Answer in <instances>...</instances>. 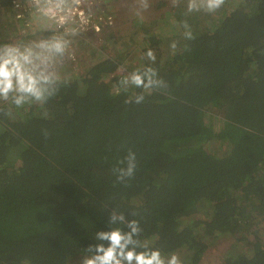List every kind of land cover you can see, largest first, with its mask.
<instances>
[{
  "label": "trees",
  "instance_id": "trees-1",
  "mask_svg": "<svg viewBox=\"0 0 264 264\" xmlns=\"http://www.w3.org/2000/svg\"><path fill=\"white\" fill-rule=\"evenodd\" d=\"M165 14L180 40L155 65L166 90L126 104L140 90L117 95L121 74L106 78L119 61L106 58L61 88L47 118L33 108L0 122V264H75L111 208L184 264H201L209 238L222 236L253 249L221 264H264V0L187 17L191 41L175 23L183 7ZM129 150L135 175L118 183L113 168Z\"/></svg>",
  "mask_w": 264,
  "mask_h": 264
},
{
  "label": "clouds",
  "instance_id": "clouds-1",
  "mask_svg": "<svg viewBox=\"0 0 264 264\" xmlns=\"http://www.w3.org/2000/svg\"><path fill=\"white\" fill-rule=\"evenodd\" d=\"M229 0H169L172 8L183 6L184 19L175 21L184 40L195 39L187 17L208 16L220 12ZM15 7H24L36 25L32 35L0 39V122H14L21 112L39 109L47 118V105L71 82L68 67L75 60L78 38L91 21L92 13L81 10L84 0H13ZM127 7L143 22V14L151 7L150 0H128ZM99 31V28H96ZM180 40L173 39L168 48L176 55ZM187 50V46H185ZM145 63L121 73L113 85L117 95L130 89L140 91L125 100L126 104H143L146 96L166 90L167 81L160 75L156 50L147 47L141 53ZM47 138V131L44 133ZM119 165L113 168L118 183H126L135 175L136 154L129 150ZM131 217L135 213L129 214ZM140 221L126 218L124 212L111 208L107 230L95 233L94 243L84 248L79 264H184L176 251L165 252L150 245L142 237ZM27 264V262H25Z\"/></svg>",
  "mask_w": 264,
  "mask_h": 264
},
{
  "label": "rangeland",
  "instance_id": "rangeland-1",
  "mask_svg": "<svg viewBox=\"0 0 264 264\" xmlns=\"http://www.w3.org/2000/svg\"><path fill=\"white\" fill-rule=\"evenodd\" d=\"M236 0H229V3L218 13L207 18H215L227 13ZM22 3V0H20ZM92 3L95 15L91 19L93 25H100L99 32L83 31L78 38L75 48V60L68 67L71 78L82 74L96 62L103 61L106 58H112L119 61L120 65H126L128 70L141 67L145 61L142 58V51L147 47L156 50L157 63H164L172 55L168 44L173 40V36L178 34L173 30V19L168 17L165 12L170 8L169 0H150V9L143 14V22L134 15L127 7L128 0H89ZM159 3H166L165 8H158ZM183 7V6H182ZM106 20L111 24L106 25ZM30 24L26 27L25 24ZM104 25V26H103ZM36 30V25L31 21L28 13L24 18H17L12 7L0 10V39H8L11 36L32 35ZM143 31H149L154 35L155 40L151 43L145 42ZM115 75L107 76L109 81ZM260 232L264 237V221L261 222ZM208 244L204 259L201 264H221L222 259L228 254H237L240 252L248 253L252 251L247 241L244 243H235L231 237L222 236L212 238ZM180 257L184 253H179ZM80 258L75 261L79 264Z\"/></svg>",
  "mask_w": 264,
  "mask_h": 264
},
{
  "label": "built area",
  "instance_id": "built-area-1",
  "mask_svg": "<svg viewBox=\"0 0 264 264\" xmlns=\"http://www.w3.org/2000/svg\"><path fill=\"white\" fill-rule=\"evenodd\" d=\"M93 8V6H92V3H90L89 2V0H84V4L82 5V8H81V10H83L84 12H85V14L87 15V13L89 12V11H91V13H92V17H91V19L93 18V15H95V13H94V10L92 9ZM12 9H13V11H14V13H16V17L17 18H24V16L27 14V10L24 8V7H19V8H17V7H15V5L12 3ZM109 20H106L105 22H106V25L108 26V24H111L110 22H108ZM25 26L26 27H29L30 26V24H25ZM104 26V25H103ZM97 27H100V25H98V26H95L94 27V25H93V21L91 20L90 21V23L88 24V25H86L85 26V30L84 31H87V30H90V31H95V32H97L96 31V28ZM100 31V30H99ZM98 31V32H99Z\"/></svg>",
  "mask_w": 264,
  "mask_h": 264
}]
</instances>
